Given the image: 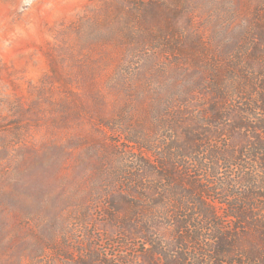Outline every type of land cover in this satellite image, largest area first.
Listing matches in <instances>:
<instances>
[{"label":"rangeland","instance_id":"obj_1","mask_svg":"<svg viewBox=\"0 0 264 264\" xmlns=\"http://www.w3.org/2000/svg\"><path fill=\"white\" fill-rule=\"evenodd\" d=\"M161 1L184 8L183 0ZM88 6L96 9L101 4L99 0H0V190L5 193L0 211V264H87L91 252L108 264L145 263L150 246L141 239L126 241L121 235L111 245L101 223L104 215L113 213L107 201L113 195L133 199L136 191L147 196L146 203L153 202L144 187L155 184L154 172H143L151 161L136 162L143 154L124 137L139 131L154 134L162 145L168 144L163 135L190 133L211 138L194 162L177 158L173 162L189 168L187 180L209 190L204 194L201 189L199 194L206 197L202 200L224 228L221 234L242 237L243 264H252L248 254L259 250L264 260V76L260 69L264 41L258 46L256 30L260 26L258 31L264 34V0H201L197 10L190 8L188 20L182 17L178 24L192 23L198 37L192 36L189 42H197L199 48L185 59L171 48L158 55L154 50L156 54L143 59L132 55L127 64L131 80L122 87L114 83V89L106 79L114 62L105 69L94 62V77L84 75V52L96 58L95 44L65 55L68 41L55 39L58 30L78 17H91ZM169 39L175 44L177 38ZM161 65L169 71L155 78L151 73ZM213 84L228 97L208 95L207 86L212 91ZM96 90L103 94V102L89 97ZM97 116L108 118V124L96 121ZM255 143L262 148L255 150ZM168 152L173 153L172 148ZM204 160L210 163L206 174L200 170ZM142 172L143 186H139ZM132 177L134 181L129 182ZM130 187L133 190L126 193ZM157 195L165 197L166 193L160 190ZM178 197L185 198L184 194ZM166 198L164 205L149 208L144 215L164 218V228L155 232L168 243L175 235L167 222L173 217L188 220L190 212L191 222L200 225L201 214L174 207L176 198ZM168 200H173L171 205ZM237 211L247 212L249 219L238 223L226 217ZM45 220L50 227L41 225ZM248 223L254 227H247ZM236 225L237 230H229ZM210 229L204 234L208 239L214 233ZM186 235L189 238L192 233L182 231L178 252L201 260L214 242L200 239L198 252L194 248L197 254L190 255L188 249L198 246ZM37 244L43 251L34 260L30 256L36 255ZM23 248H34V252Z\"/></svg>","mask_w":264,"mask_h":264},{"label":"trees","instance_id":"obj_2","mask_svg":"<svg viewBox=\"0 0 264 264\" xmlns=\"http://www.w3.org/2000/svg\"><path fill=\"white\" fill-rule=\"evenodd\" d=\"M99 2L101 7L96 8L97 10L95 7L88 6V11L92 13L91 17H78L68 26L58 30L55 39L60 43L68 41L67 48L64 51L65 55L72 54L74 51H84L86 47L92 48L95 44L98 49V56L96 58L91 57L87 51L84 52V59L86 61V74L84 75L87 78L88 76L90 78L94 77V62L95 64H102L101 69L108 68V66L114 62L115 68L112 69V72L110 71L111 73L107 75L106 78L110 89L116 88L114 85L116 82L119 83V87H122L125 84L128 85L127 83L133 76L131 68L127 65L132 58V55H138L143 59V57L148 58L147 56L156 54L157 51L156 55H158L159 51L162 53L167 48H171L172 51L178 50L180 59H185L188 54L192 52L191 50L199 48L197 42H189V39L195 37L196 40L198 37L197 33L193 30L192 23L189 21V24L186 27H181L178 24H180L179 21L182 17H186L188 20L190 8H195V10H197L200 7L201 0H183L184 8H177L174 5L169 7L168 4L161 0H99ZM258 27L260 28V26H257L256 30L261 41L258 43V46H261L264 41V34H262L263 32L258 31ZM175 34L177 37H174ZM168 36L171 37V40L177 38L180 41H177L176 39L173 41L175 44L170 43V41H168L170 40ZM57 40L56 42L58 43ZM165 40L168 41L167 44H164ZM258 46L256 45L259 49ZM154 50L157 51L155 52ZM256 52H258L257 49ZM256 57H258L260 61L259 52ZM260 69L261 76L263 77L264 66L261 62ZM167 71H169V69L164 67V65H161L151 74L155 76V78H160L165 76ZM123 72L126 77H123ZM117 74H119L118 78ZM119 77L123 78L125 83L124 81L119 82ZM215 85L218 84H213L212 91H210L211 86H207V89L210 91H207V94L212 97L218 95L221 99L227 98L228 93L223 91V89L218 91L217 89L220 88ZM156 94H158V92ZM89 97L95 102H103L102 100L104 98L99 90L91 92ZM214 111L215 109L212 110V112ZM95 119L104 125L108 124L109 121L108 118H103L101 116H97ZM153 127L156 128V126ZM182 134V136L173 137L163 135L164 142L165 138H168L167 145L166 143L163 145L160 144V142L155 139L154 134L149 135L147 132L141 133L139 131L134 134H125L124 137L126 140L129 143H132L135 149L143 154L139 159H136V162L142 163L143 165L147 161H151L149 166L145 164L143 172L146 171L148 174L154 172L151 175H153L152 178L155 181V184L148 188L144 187V190H147L152 197L153 202L146 203L144 199L147 198V196L143 197V195H138L135 190L136 196H134L133 199H129L127 196H111L107 201L108 206L112 208L113 213L104 215L101 222L102 226L106 228V242L110 241V244L112 245L114 243L113 239L119 235L124 236L126 241L129 240L130 242L141 239L144 244L150 246L149 251L145 256L146 262L143 264H243L242 258L243 260L246 259V255L242 249V237L236 236L232 234V232H228L226 235L221 234V230L224 228L221 226L220 222L217 221V216L208 202L202 200V197H206L203 196L202 193L199 194V192H202L201 189H204V194H209V190L202 185L200 186L187 180L186 177L189 168H185L182 164L179 165L173 162V158H177L178 161L182 162H185V160H191L190 162L193 160L194 162L197 160L195 156L205 151V145L208 146V142L211 138L207 139L206 136L201 138L190 133ZM201 143H203V145H201ZM164 146H166L165 150ZM259 147L262 148L260 144L257 145L255 143L254 149L256 150ZM171 148L173 153L168 152L165 154L166 150ZM145 155L150 156V158L146 160L144 158ZM256 155L257 153L254 151L252 158L254 159V156ZM262 159L264 160V158ZM233 162H235V160H233ZM203 163L204 169L200 168V170L206 174L209 171V164L213 163V159L210 163H207V160H204ZM143 172L140 176V181L138 180L139 186L142 185L145 176ZM132 181H134V178L129 180V182ZM186 185L190 188H186ZM130 190H133V188L130 187L126 193ZM160 190L166 193L165 197L157 195ZM4 194L3 190H0V211L2 206L5 205V200L3 198ZM182 194H184L185 197L183 199L178 197V195ZM167 196L170 197L169 199L176 198L174 200H176L177 204L174 207L185 208L188 209V211L199 210L197 213L200 212L201 214V217L199 218L200 225L199 223L195 224V222H191V220H193V215L190 212L188 215L185 214L188 216V220L185 218L186 220L182 221L179 217H173L171 221L167 222L173 230L171 233H173V236L175 235V239L172 238L168 243L163 241L162 238H157L155 232L158 231V228H164L161 227L166 224L162 221L164 218L147 217L144 215V212L149 208L155 206H159L160 208L164 205ZM168 201L170 205L173 202V200ZM128 209H132L133 212ZM121 211H127L128 214L121 215L119 214ZM134 211H137V214L134 215ZM138 212H141V214H138ZM161 216L172 217L167 214H162ZM249 216L250 214L245 211L226 214V217L240 220L238 223H244L245 220L249 219ZM88 219L89 217H86V222H84V224L87 223L88 225ZM42 224L50 227V222H47L46 220L41 223V225ZM212 227L214 228L212 239L204 237L207 231L211 232L210 228ZM247 227H254V225L248 223ZM237 228L238 225L230 227L229 230H237ZM189 229H192L193 231ZM183 230H185V233H192L189 238L188 235H186L187 240H190V243H194L198 246L188 249L190 255L194 253L197 254L196 252L199 250L198 242L200 239L205 238L204 240L206 241L209 240L214 242L211 248L207 250V253L202 254L201 260L194 261L191 258L183 256L182 252H178V245H183L182 240H180V242L178 241L179 237L181 238L182 236ZM42 233L43 232H40L41 235ZM110 236L111 238L113 237L112 240L111 238L109 239ZM38 238L41 240V236H38ZM50 238L52 239V237H49V241ZM90 239H94V237H91ZM40 244H37L36 250L34 248L23 249H25L26 252L28 251L29 254H32L35 251L36 255L30 257L32 259L35 258L34 260H36L38 259V254L43 251ZM122 246H127V243H122ZM194 248L196 252H194ZM32 249H34V251ZM89 249L95 251L94 247H90ZM200 251H202V248ZM260 251L261 250L255 253H249L248 258L251 260L248 261L252 264H264ZM90 254L91 261L89 260V262H86L87 264H108V262H106V260H104L99 254L94 252H91ZM110 257H112V259L115 258V254L110 255ZM30 264L35 263L32 262ZM53 264L56 263L53 262ZM65 264L70 263L66 262Z\"/></svg>","mask_w":264,"mask_h":264}]
</instances>
